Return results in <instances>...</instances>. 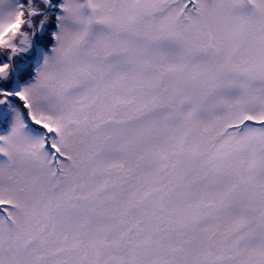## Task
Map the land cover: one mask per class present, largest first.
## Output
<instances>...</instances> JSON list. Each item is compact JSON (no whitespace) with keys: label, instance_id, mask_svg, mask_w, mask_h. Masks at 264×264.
I'll use <instances>...</instances> for the list:
<instances>
[{"label":"snow or ice","instance_id":"snow-or-ice-1","mask_svg":"<svg viewBox=\"0 0 264 264\" xmlns=\"http://www.w3.org/2000/svg\"><path fill=\"white\" fill-rule=\"evenodd\" d=\"M0 264H264V0H0Z\"/></svg>","mask_w":264,"mask_h":264},{"label":"rangeland","instance_id":"rangeland-1","mask_svg":"<svg viewBox=\"0 0 264 264\" xmlns=\"http://www.w3.org/2000/svg\"><path fill=\"white\" fill-rule=\"evenodd\" d=\"M7 124L6 123H3V124H0V135H3V134H6L7 132Z\"/></svg>","mask_w":264,"mask_h":264}]
</instances>
